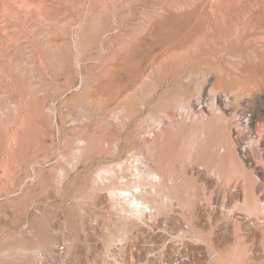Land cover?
<instances>
[{
	"label": "rangeland",
	"instance_id": "1",
	"mask_svg": "<svg viewBox=\"0 0 264 264\" xmlns=\"http://www.w3.org/2000/svg\"><path fill=\"white\" fill-rule=\"evenodd\" d=\"M0 264H264V0H0Z\"/></svg>",
	"mask_w": 264,
	"mask_h": 264
},
{
	"label": "bare ground",
	"instance_id": "2",
	"mask_svg": "<svg viewBox=\"0 0 264 264\" xmlns=\"http://www.w3.org/2000/svg\"><path fill=\"white\" fill-rule=\"evenodd\" d=\"M150 150L153 151V149L148 148V151H150ZM141 161H143V162L146 163V158L144 157V155H141ZM134 203L136 204L137 209H138L139 211H141V208H140L139 206H143L144 204H143L142 202H139L137 199L134 201Z\"/></svg>",
	"mask_w": 264,
	"mask_h": 264
}]
</instances>
